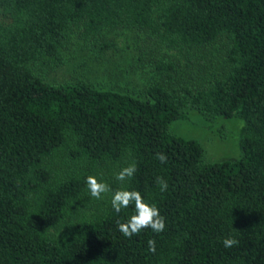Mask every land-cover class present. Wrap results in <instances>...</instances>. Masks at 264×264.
I'll return each mask as SVG.
<instances>
[{"label": "trees", "instance_id": "16d2710c", "mask_svg": "<svg viewBox=\"0 0 264 264\" xmlns=\"http://www.w3.org/2000/svg\"><path fill=\"white\" fill-rule=\"evenodd\" d=\"M124 29L181 50L224 41L223 62L200 87L170 86L168 54L142 90L48 79L75 41L103 50ZM189 110L241 118V156L209 160L171 131ZM89 175L112 191L91 197ZM121 188L154 203L165 229L125 237L117 222L135 207L114 211ZM0 264H264V0H0Z\"/></svg>", "mask_w": 264, "mask_h": 264}, {"label": "rangeland", "instance_id": "374dc122", "mask_svg": "<svg viewBox=\"0 0 264 264\" xmlns=\"http://www.w3.org/2000/svg\"><path fill=\"white\" fill-rule=\"evenodd\" d=\"M106 37L104 43L107 48L103 50L95 41H75L65 50L64 64L52 71L48 79L66 82L83 78L91 79L102 88L140 90L157 79L156 61L163 60L168 54L177 69L176 78L170 86L177 88L180 82H186L200 87L210 79L215 67L223 62L226 51L224 41L211 48H171L162 36L140 30L113 31ZM187 115V119L173 122L171 131L178 136L197 139L206 149L209 160L221 161L241 156L245 128L241 118L204 116L193 110H189Z\"/></svg>", "mask_w": 264, "mask_h": 264}, {"label": "clouds", "instance_id": "9594fccd", "mask_svg": "<svg viewBox=\"0 0 264 264\" xmlns=\"http://www.w3.org/2000/svg\"><path fill=\"white\" fill-rule=\"evenodd\" d=\"M156 158L162 163L167 162V156L162 153H157ZM137 171L135 163L124 167L116 174V179L120 182L131 179ZM157 184L160 186L161 191L168 188V184L162 178H157ZM86 185L90 192L91 197L101 199L102 195L112 191L110 186L97 178L95 175H89L86 179ZM134 203L135 214H133L127 222H117L119 231L128 238L134 234H139L142 229L151 228L153 231L159 233L165 229V217L161 215L159 208L151 202L144 199L141 192L128 189H117L114 191L111 199V205L114 211L119 214L122 209L128 208ZM239 241L234 238H226L223 240L225 247H232L238 244ZM149 251H156V241L150 239L148 241Z\"/></svg>", "mask_w": 264, "mask_h": 264}]
</instances>
